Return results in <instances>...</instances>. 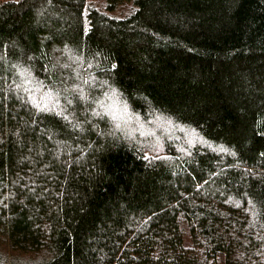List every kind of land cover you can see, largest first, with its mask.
<instances>
[{
  "label": "trees",
  "instance_id": "trees-1",
  "mask_svg": "<svg viewBox=\"0 0 264 264\" xmlns=\"http://www.w3.org/2000/svg\"><path fill=\"white\" fill-rule=\"evenodd\" d=\"M0 264H264V0H0Z\"/></svg>",
  "mask_w": 264,
  "mask_h": 264
},
{
  "label": "rangeland",
  "instance_id": "rangeland-1",
  "mask_svg": "<svg viewBox=\"0 0 264 264\" xmlns=\"http://www.w3.org/2000/svg\"><path fill=\"white\" fill-rule=\"evenodd\" d=\"M93 1H97V0H93Z\"/></svg>",
  "mask_w": 264,
  "mask_h": 264
}]
</instances>
